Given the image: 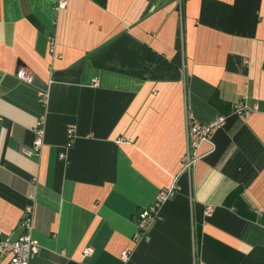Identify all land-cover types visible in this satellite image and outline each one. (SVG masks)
<instances>
[{
	"label": "crops",
	"instance_id": "0c3cea01",
	"mask_svg": "<svg viewBox=\"0 0 264 264\" xmlns=\"http://www.w3.org/2000/svg\"><path fill=\"white\" fill-rule=\"evenodd\" d=\"M219 115L181 170L187 121ZM26 207L28 264H264V0H0V240Z\"/></svg>",
	"mask_w": 264,
	"mask_h": 264
},
{
	"label": "built area",
	"instance_id": "2783aa9c",
	"mask_svg": "<svg viewBox=\"0 0 264 264\" xmlns=\"http://www.w3.org/2000/svg\"><path fill=\"white\" fill-rule=\"evenodd\" d=\"M58 9L63 8V4L57 5ZM48 48L52 50L53 38L49 36L47 38ZM15 79L23 84L31 83V76L29 72L20 67L14 74ZM38 99L41 103H44L47 99L46 91H39ZM256 110V107L249 109L243 102H237L232 106V112L243 118L250 115L252 111ZM224 122V117L219 115L207 124H201L194 120H188L186 123V139H187V152L183 156L181 161V170H186L190 164L196 159V151L201 143H209L213 129L221 126ZM34 138L32 141L31 149L23 151L25 156H38L39 149L42 144L43 128L41 121L36 123L33 130ZM67 146L71 144V131H67ZM59 158H62L61 156ZM175 191L174 180L172 184L164 190L157 193L153 203L148 207L139 210L135 216V223L140 232V236L144 239L147 238L146 229L154 221L159 219L160 206L170 198ZM210 208L206 209V213H210ZM20 227L22 229L21 235L17 239H2L0 240V257L7 259L8 264H28L29 260L38 254L39 246L37 241L31 236L33 227V214L32 208L26 207L23 210L22 217L20 219ZM83 256L91 254V249L85 247L81 251ZM129 252L122 251L119 256L121 262L127 260Z\"/></svg>",
	"mask_w": 264,
	"mask_h": 264
}]
</instances>
